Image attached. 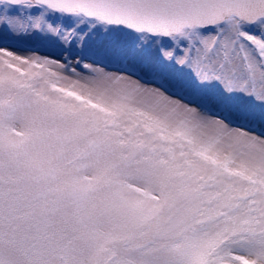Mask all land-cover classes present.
I'll use <instances>...</instances> for the list:
<instances>
[{"label": "snow or ice", "instance_id": "snow-or-ice-1", "mask_svg": "<svg viewBox=\"0 0 264 264\" xmlns=\"http://www.w3.org/2000/svg\"><path fill=\"white\" fill-rule=\"evenodd\" d=\"M0 264H264V0H0Z\"/></svg>", "mask_w": 264, "mask_h": 264}]
</instances>
